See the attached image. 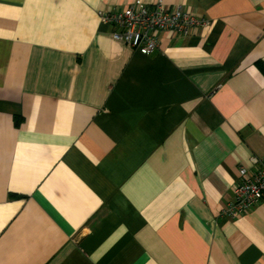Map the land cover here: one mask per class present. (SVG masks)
Returning <instances> with one entry per match:
<instances>
[{
	"label": "crops",
	"instance_id": "1",
	"mask_svg": "<svg viewBox=\"0 0 264 264\" xmlns=\"http://www.w3.org/2000/svg\"><path fill=\"white\" fill-rule=\"evenodd\" d=\"M0 0V264H264V0H163L208 24L143 54L100 10ZM153 5L157 0H142Z\"/></svg>",
	"mask_w": 264,
	"mask_h": 264
},
{
	"label": "built area",
	"instance_id": "2",
	"mask_svg": "<svg viewBox=\"0 0 264 264\" xmlns=\"http://www.w3.org/2000/svg\"><path fill=\"white\" fill-rule=\"evenodd\" d=\"M101 20L113 27L114 39L124 41L143 54L153 53L159 39L158 30H170L189 35L198 25L208 24V20L196 17L181 6L167 7L163 0L148 5L135 0L124 9L100 10ZM255 169L250 171L240 167L239 180L233 187V198L224 206L221 214L234 219L249 211L264 200V157H253Z\"/></svg>",
	"mask_w": 264,
	"mask_h": 264
}]
</instances>
